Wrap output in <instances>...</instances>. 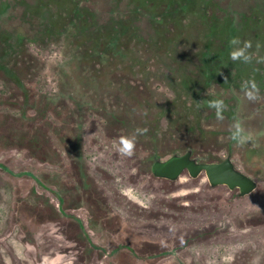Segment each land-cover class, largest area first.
<instances>
[{"label": "rangeland", "instance_id": "rangeland-1", "mask_svg": "<svg viewBox=\"0 0 264 264\" xmlns=\"http://www.w3.org/2000/svg\"><path fill=\"white\" fill-rule=\"evenodd\" d=\"M77 1L88 30L60 33L46 28L57 1L0 0V264H264V79L210 85L219 110L184 104L178 85L201 66L198 17L223 23L215 45L228 24L264 48V0H194L182 21L146 0ZM19 28L34 39L13 42ZM195 120L202 132L181 129ZM188 149L230 156L257 187L151 174Z\"/></svg>", "mask_w": 264, "mask_h": 264}, {"label": "trees", "instance_id": "trees-1", "mask_svg": "<svg viewBox=\"0 0 264 264\" xmlns=\"http://www.w3.org/2000/svg\"><path fill=\"white\" fill-rule=\"evenodd\" d=\"M54 1L58 2L59 11L51 16L47 25L48 27H46L47 29L55 28L56 32L69 33L71 29L79 26L82 31L88 30L86 25L88 14L79 6V2L77 0ZM146 3L149 4L151 8L153 7L155 9V14L160 17L173 19L176 15H178L175 19H178L179 21L186 19L189 13H193L191 9L194 4H197L201 8L203 7L202 3H195L194 0H146L145 4ZM198 18L199 25L202 28L205 39L200 47L199 59L201 66L198 69L196 76L187 74L183 75L179 79V89L184 95L182 101L185 104L188 101V98L191 103L197 105V108L202 107L203 105H212L216 101H221L223 107L225 103L217 95H205L204 92L214 83L228 89L232 84L240 82H253L256 79H264V48H260L257 45V34H254V38H252V32L248 34L246 29L236 30L234 28H230L228 24H226L227 28L222 37V42L224 43L223 47L215 45L211 37L215 35L219 37L218 33H222L219 25L223 23H220L217 27H215L213 25L214 23H211L209 18L205 15ZM127 28L128 26H123L121 28L122 31L120 32L125 33ZM234 38H238L241 42H248L250 44V47L247 50L249 55L251 56L250 51L255 49L257 55L256 58L259 59L256 60V62L255 60H252V58L248 62L231 60L229 56V52L231 50L230 41ZM8 39H10V35ZM11 39L13 42H20L24 40L31 41L34 38L29 36L27 30L19 28L17 31L11 33ZM112 39L113 38L107 34L105 37L106 44H111ZM255 63L257 64L255 65ZM260 71H262L263 74L258 76ZM177 98L181 99L180 96ZM187 113H189V111L186 109L182 112L177 110L174 111V114L178 115L176 119L179 122L186 121L185 116ZM181 129L191 133L203 131V128L197 120L190 123L189 126H184V128L181 127ZM1 167L7 170L6 167Z\"/></svg>", "mask_w": 264, "mask_h": 264}, {"label": "water", "instance_id": "water-1", "mask_svg": "<svg viewBox=\"0 0 264 264\" xmlns=\"http://www.w3.org/2000/svg\"><path fill=\"white\" fill-rule=\"evenodd\" d=\"M183 171H187L191 177L204 172L211 186L226 185L230 190L238 189L239 196L250 194L257 187L253 178L234 167L230 156L219 162H199L188 149L164 160L155 156L150 167L153 176L168 180H176Z\"/></svg>", "mask_w": 264, "mask_h": 264}, {"label": "clouds", "instance_id": "clouds-1", "mask_svg": "<svg viewBox=\"0 0 264 264\" xmlns=\"http://www.w3.org/2000/svg\"><path fill=\"white\" fill-rule=\"evenodd\" d=\"M232 48L229 52L230 59L233 61H242V62H248L252 57L248 53V48L250 47V44L248 42H241L238 38H234L230 41ZM245 88L247 87H255L254 85H244ZM249 98H251V94L248 93ZM212 107H215L217 110H219L222 107L221 101H216L212 105ZM137 132H146L147 129H137ZM133 142H134V135L133 137L124 138L119 143V151L124 155H131L132 149H133Z\"/></svg>", "mask_w": 264, "mask_h": 264}]
</instances>
